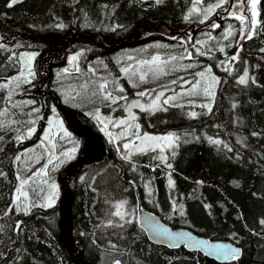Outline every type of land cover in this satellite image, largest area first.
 <instances>
[{"label": "trees", "instance_id": "16d2710c", "mask_svg": "<svg viewBox=\"0 0 264 264\" xmlns=\"http://www.w3.org/2000/svg\"><path fill=\"white\" fill-rule=\"evenodd\" d=\"M204 1L18 0L9 6L11 0H0V85L7 84L0 87V264H264V0L248 33L227 23L234 30L230 42L222 36L224 18L214 28L210 16L189 17ZM197 36L212 47L203 49ZM31 51L34 75L19 77L22 53ZM205 67L218 81L211 111L198 103L202 94L180 90L188 86L183 79L189 83ZM87 72L95 76L90 95L102 81L125 88L126 96L154 85L177 90L175 102L137 113L140 132L174 134L164 160L157 149L128 156L121 143L102 136L94 114L61 100L59 76ZM52 108L80 138L79 150L57 175L52 206L24 209L13 201L16 156L37 138ZM32 121L36 129L28 135ZM122 202L123 219L115 215ZM138 207L172 228L232 241L241 255L219 262L199 250L152 243L137 221Z\"/></svg>", "mask_w": 264, "mask_h": 264}, {"label": "rangeland", "instance_id": "374dc122", "mask_svg": "<svg viewBox=\"0 0 264 264\" xmlns=\"http://www.w3.org/2000/svg\"><path fill=\"white\" fill-rule=\"evenodd\" d=\"M203 3L204 4L200 6L194 5L192 9L189 10V17H192L193 19L196 20L205 19L206 9L218 3V0H206ZM227 6L228 4H224L222 7L215 9L225 10L227 9ZM194 7L198 9L195 12H193ZM240 9L236 7H231L227 13V18L225 19L224 22L225 28L224 31L222 32V36L225 39H228V42H230L229 39L230 35H227V33L229 32L230 26L228 27L227 23H232V24L234 23L235 25L241 24V22L236 20L234 16L231 15L230 13L240 14L239 13ZM247 9H250V6H248ZM247 11L249 14L245 12V16L250 18L251 11L250 10ZM257 11H258V6H257ZM212 12L207 14V18L211 15ZM215 23L216 21L211 23L210 25L213 26ZM241 25H242L243 34H246L244 30L249 25L248 19H246L245 22ZM209 30L212 34H214V30L212 29ZM231 32L233 35L234 30L232 29V27H231ZM195 40L198 44H201L203 46V49L209 50V47H212V45H209L204 41V38L202 36L195 37ZM29 56H33V51L22 53L23 66H22V70L18 74L19 77L27 78L30 76L29 70H32L31 69L32 60L31 62H29L28 60ZM71 57L69 58L70 59L69 65L74 70L77 67L75 65V61L71 60ZM192 58H193L192 61H197V62L199 61V59L195 57ZM65 69H67V71L69 70L67 66L62 67L63 71H65ZM206 69L207 68L205 67L203 72H205ZM58 71L59 70L57 68L55 69L54 73L57 74L59 73ZM93 77L95 76L90 75L88 72L85 74L73 73V75L69 74V76H66L64 78L63 76L61 78L59 76V78L56 81V84L60 92L61 100L64 103H68L71 106L79 107L85 113L94 114L95 118L97 115H99L100 120L97 119L96 120L98 122L102 136L109 138L113 142L121 143L120 146L123 148L125 144L130 142H134L136 145L141 144L140 139H137L135 135L137 131L135 125L138 124L137 113L139 112V110L152 111L154 109H157L158 107H160V105L164 104L163 100L169 97L173 98L170 100L169 103L175 102L174 100L177 90L170 91V93H168L167 91L166 92L163 91L165 89L162 90L159 87L155 89V85L151 86V88H153L154 90L151 91L150 89H148L146 91V95L143 97L138 96L136 93L137 91L133 94L126 96L125 88H123L124 89L123 92L119 91V89L122 88L121 86L113 90L108 87L109 84H107V82L102 81L101 84L106 83L107 85L106 89H104L103 91L99 89V93H94L90 95V93H88V86L90 84L89 80L92 79ZM210 77H212V75L210 73H206V76L203 80H201L200 77L196 76L194 79H191L189 83L187 78L183 79L181 83L185 85L186 84L185 81H187L188 86L187 87L184 86L180 90L183 92L186 91L185 94L189 95L187 93L189 92L188 90L191 89L192 84L195 83L197 80H201V83L203 84H201L200 87L202 86V89L199 90L198 94H202L203 96L202 99L198 101V103L199 104L202 103L203 105L208 104L211 101L212 97L205 96L202 90L205 86H207L208 83H211ZM214 87H215V83L213 85L212 91H214ZM181 91H178L179 94L181 93ZM106 92L111 93L112 97L116 99V103H112L111 99H105ZM160 92H163L164 95L160 98V101L158 102V107L152 108L151 107L152 101L154 100L156 95H158ZM125 96L126 99H120V97H125ZM190 100H191L190 98L187 99L188 102ZM133 101H136L144 106L143 108H139V107L131 108V112L135 116L134 121L129 120V112H128L129 105H131ZM193 102H195V100H193ZM120 120L129 121V123L132 124V127L129 128L127 124L125 125L119 124L118 122ZM29 129H34L35 131L36 127H34L33 121L26 126V134L28 135H29ZM65 132L69 133V135H65L64 134ZM139 133L141 137L145 133H147L150 136H160V137L172 134V133L140 132V130ZM151 143L154 144L155 142H151ZM175 143H176V138L174 137L173 134V139L170 143L165 141L160 142V144L163 146V152H161L160 147H155V149L159 151L161 156L165 157L167 153L172 152ZM79 145H80V138L74 135L70 128L66 127V125L61 120V117L57 113V111L52 110L51 113L46 118L43 127L38 132L37 138L34 141H32L29 145H27L16 156L17 185L13 192L14 203L17 206L22 207L24 209H28L33 205L43 206L46 205L47 203L46 198L50 195L53 196L55 202L58 196L57 175L60 169L67 164L68 160L76 155V153L79 150ZM73 149H75L74 152L72 151ZM149 149H153V148L148 147L147 150ZM126 150L127 152H129V149ZM135 151H136L135 148L131 150V152H135ZM17 157H19V159H17ZM49 160H51L52 163H49ZM41 169H44V173H41L39 175H34L35 173L40 172ZM21 180L29 181L28 184H26L23 189L24 191L28 192L29 199L27 201H24L23 197H21V201L18 202L15 199L18 194L16 192V189L20 187ZM44 181H47V183H44ZM53 183L57 186L54 195L50 188V185ZM25 205H27V208H25Z\"/></svg>", "mask_w": 264, "mask_h": 264}, {"label": "snow or ice", "instance_id": "6c2138e0", "mask_svg": "<svg viewBox=\"0 0 264 264\" xmlns=\"http://www.w3.org/2000/svg\"><path fill=\"white\" fill-rule=\"evenodd\" d=\"M18 0H11V3L9 4V6H12V4H15L17 3ZM157 3H160L161 0H156ZM202 0H195V3L196 4H199L201 3ZM230 0H218V3L208 7L205 11V18H207V14L212 12L215 8H220L222 7L224 4H229ZM245 3L249 4L250 5V9H247V10H250L251 11V17L248 18L246 17L245 15H240V14H234V13H230L231 15L234 16V18L238 21L241 22V24H243L245 22L246 19H250V22H251V25H256L257 23V16L259 15L258 11H257V6L258 4L260 3V0H238V4L239 6H243L245 5ZM230 7H237V4H231ZM198 9H196L195 7L193 8V12L197 11ZM225 11H229V9H225ZM203 22V21H202ZM62 27V25H60ZM214 28L216 27H219V24H214L213 25ZM249 31H251V29H249ZM227 35H232V32H231V27L229 29V32L227 33ZM246 38L248 39H251V35H248ZM0 47H3V45H0ZM220 51H224L223 48L220 49ZM34 59V56H29L28 57V60L29 62H31V60ZM77 59L76 56H73L71 57V60L72 61H75ZM159 57H153L152 60L153 61H156L158 60ZM173 59H176L175 57H173ZM238 59V55H233L231 57V60H237ZM147 63V62H145ZM129 69L125 68V69H122V71L124 72H127ZM227 70V69H226ZM65 71H67V69H65ZM211 72V69H206L205 72H199V73H196V76L200 77L201 80H203L206 76V73H210ZM29 75H34V73L31 72V70H29ZM140 80L141 81H144L146 79V76L144 74L140 75ZM248 72L245 71L243 73V75H241L239 77V83L240 84H246L248 83ZM183 79V78H181ZM201 80H197L195 83L192 84V87H191V90L187 93L189 95H195V94H198V90L200 89V85H201ZM210 80H211V83H208L207 86H205L203 88V94L207 97H213L214 98V92L212 91V88H213V85L214 83H218V81L216 80V78L213 76V77H210ZM172 83H176V81H172ZM185 83H187V81H185ZM18 86V85H17ZM135 86V85H134ZM0 87H7V84H4V85H0ZM107 85L106 83L105 84H101L100 85V89L101 91H103L104 89H106ZM119 91L123 92L124 89L123 88H120ZM138 96H145L146 95V92H139L137 93ZM164 95L163 92H160L158 95H156V97L154 98V100L152 101V104H151V107L152 108H155V107H158V102L160 101V98ZM105 99H111L112 100V103H116V99L112 97L111 93L110 92H106L105 93ZM120 99H126V97H120ZM173 99L172 97H169L167 99H164L163 100V103L164 104H168L170 102V100ZM133 107H139V108H143L144 106L139 104L138 102L136 101H133L131 105H129V108H128V112H129V120H135V116L132 114L131 112V108ZM201 107H205L207 108L209 111H211V105L210 104H205V105H201ZM34 111H39L38 109H34ZM53 111H55V109H53ZM31 115V113L29 114ZM192 116H195L196 113L193 112L191 113ZM96 119L97 120H100V116L97 115L96 116ZM34 123V121H33ZM119 124L121 125H125L127 124L129 128L132 127V124L129 123V121H126V120H120L118 122ZM50 124H51V121H50ZM62 126V125H61ZM137 131L135 133L137 139H140L141 141V144L140 145H136L134 142H130V143H127L124 145V148L125 149H129V153H128V156L131 155V150L133 148H135L136 151L138 152H145L147 151L148 147H152L153 150H155V147H160V150L161 152H163V146L160 144L161 141H165V142H171L172 139H173V134H169L167 136H150L148 135L147 133H145L142 137L140 136V133H139V125H135ZM34 131V129H29V135H31V133ZM65 135H69V133L65 132L64 133ZM18 139H22L23 137H17ZM151 142H155L154 144H152ZM213 143H220L219 140H215V141H212ZM73 152L75 151V149L72 150ZM128 156H125V158L127 159ZM161 160H164L165 157L161 156L159 157ZM17 159H19V157H17ZM49 163H52L51 160H49ZM169 167H171V165H169ZM41 173H44V169H41L40 172L38 173H35L34 175H39ZM46 174V173H45ZM28 180H21L20 182V187L16 189V192L18 193L17 196H16V201H21V197H23L24 201H27L29 199V194L28 192L24 191V186L26 184H28ZM44 183H47V181H44ZM172 180L169 179V185L171 186L172 185ZM50 188L53 192V195L55 194L56 192V188L57 186L53 183L50 185ZM42 191V189H41ZM47 203L46 205H43V206H47V207H51L52 204L54 203V199H53V196L50 195L48 196L47 198ZM126 202H122L120 204H118L116 207H117V211L115 212V215L120 217L121 219L124 218V213L122 211H120V209H123L124 208V204ZM25 208H27V205H25ZM130 222V221H129ZM260 223L262 225H264V220H261ZM20 225L17 224L16 225V228H19ZM167 231V230H165ZM177 236L179 235H182V234H176ZM195 244L197 245H207V242L205 241H194ZM208 247H210L213 251L215 252H218L219 254H221L223 256L224 259H237V254L239 252L238 249L236 248H232L230 246H227V245H207ZM116 264H120L119 261H116Z\"/></svg>", "mask_w": 264, "mask_h": 264}, {"label": "water", "instance_id": "95a60500", "mask_svg": "<svg viewBox=\"0 0 264 264\" xmlns=\"http://www.w3.org/2000/svg\"><path fill=\"white\" fill-rule=\"evenodd\" d=\"M248 23L249 25L245 31L246 33L249 32L251 26L250 19H248ZM191 31H194V27H192ZM137 221L145 231L149 241L155 244L165 245L169 248L183 246L188 250H199L204 255L213 257L220 262L229 261L231 258L224 259L221 254L213 251L207 245H227L239 250L237 258L241 255V248L235 245L232 241L207 238L203 235L196 234L189 228L183 226L172 228L159 215L141 207H138L137 209ZM176 234L182 235L177 236ZM194 241H205L207 242V245H197Z\"/></svg>", "mask_w": 264, "mask_h": 264}, {"label": "flooded vegetation", "instance_id": "af4514ba", "mask_svg": "<svg viewBox=\"0 0 264 264\" xmlns=\"http://www.w3.org/2000/svg\"><path fill=\"white\" fill-rule=\"evenodd\" d=\"M237 2V3H236ZM232 3H235V4H238V0H230V2H229V4H228V6H227V9H229L230 10V5L232 4ZM248 6H250L249 4H247V3H245V5H243V6H239V4L237 5V7L236 8H238V9H240V11H239V13L241 14V15H245V12L247 13V14H249L248 13V11H247V7ZM227 13H228V11H225V10H214L212 13H211V15H210V17H209V19H212L213 21L211 22V23H213V22H220L221 20H223V18L224 19H226L227 18ZM230 17V16H229ZM228 17V18H229ZM189 31V32H188ZM188 31H187V34H189L191 31H190V28L188 29Z\"/></svg>", "mask_w": 264, "mask_h": 264}, {"label": "bare ground", "instance_id": "6f19581e", "mask_svg": "<svg viewBox=\"0 0 264 264\" xmlns=\"http://www.w3.org/2000/svg\"><path fill=\"white\" fill-rule=\"evenodd\" d=\"M149 211V210H148ZM150 212H152V211H150ZM152 213H154V212H152ZM154 214H156V213H154ZM235 244V243H234ZM236 245V244H235ZM238 246V245H237ZM239 247V246H238ZM211 258H213V257H211ZM215 259V258H214ZM217 260V259H216ZM230 260H232V259H230ZM229 260V261H230ZM218 261V260H217ZM229 261H226V262H229ZM220 262V261H219Z\"/></svg>", "mask_w": 264, "mask_h": 264}]
</instances>
